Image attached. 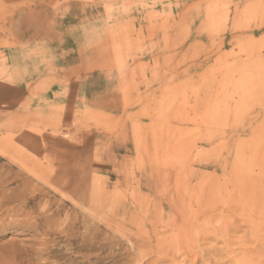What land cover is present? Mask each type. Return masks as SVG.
Instances as JSON below:
<instances>
[{"label":"rangeland","instance_id":"1","mask_svg":"<svg viewBox=\"0 0 264 264\" xmlns=\"http://www.w3.org/2000/svg\"><path fill=\"white\" fill-rule=\"evenodd\" d=\"M264 0H0V264H264Z\"/></svg>","mask_w":264,"mask_h":264},{"label":"crops","instance_id":"2","mask_svg":"<svg viewBox=\"0 0 264 264\" xmlns=\"http://www.w3.org/2000/svg\"><path fill=\"white\" fill-rule=\"evenodd\" d=\"M257 29H258V30H260V29L262 30V29H264V27H262V28H257ZM261 30H260V31H261ZM261 32H262V31H261ZM260 34H261V35H260V38H261V37L264 38V32H262V33H260Z\"/></svg>","mask_w":264,"mask_h":264}]
</instances>
